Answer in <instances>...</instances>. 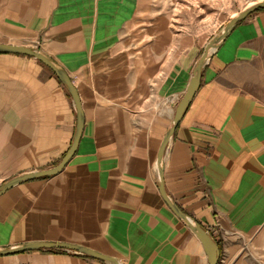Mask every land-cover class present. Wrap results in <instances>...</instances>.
Here are the masks:
<instances>
[{
    "label": "crops",
    "instance_id": "0c3cea01",
    "mask_svg": "<svg viewBox=\"0 0 264 264\" xmlns=\"http://www.w3.org/2000/svg\"><path fill=\"white\" fill-rule=\"evenodd\" d=\"M239 1L223 25L263 0ZM154 4L0 0V43L48 55L67 72L83 112L77 148L59 172L0 194V248L58 241L120 264H208L159 192L157 153L195 62L218 32L198 40ZM75 125L71 96L48 67L0 53V184L58 163ZM162 165L165 193L218 242V264L264 263V7L210 52ZM0 264L112 263L36 249L0 255Z\"/></svg>",
    "mask_w": 264,
    "mask_h": 264
},
{
    "label": "water",
    "instance_id": "95a60500",
    "mask_svg": "<svg viewBox=\"0 0 264 264\" xmlns=\"http://www.w3.org/2000/svg\"><path fill=\"white\" fill-rule=\"evenodd\" d=\"M264 7V0L258 1L253 3L249 7L240 11L237 15L228 19V21L223 25L222 30H220L217 34L211 37L208 42L205 44L204 49L194 64L192 75L189 79L187 87L185 88L184 93L178 100L175 105L174 115L172 119L171 126L165 132L162 141L160 143L158 153H157V168H158V189L163 197L164 201L170 207V209L180 218L182 219L186 225L195 233L201 245L205 251L207 256L208 264H218L219 257H220V248L218 242L214 239V237L210 234L209 230L204 227L201 223L194 221L192 218L187 216L184 211L175 203L173 202L165 193L163 188V154L165 148L167 146L168 140L170 136L173 134L176 125L178 124L183 112L185 111L186 107L190 103L196 89L200 83V75L201 70L204 66L206 59L209 57L210 52L214 48L218 46V44L223 40V38L228 34L230 29L239 21L245 19L249 14L256 11L257 9ZM211 49V50H210ZM0 53H15V54H23L34 57L43 65L48 67L58 78V80L62 83V85L66 88L68 93L71 96V99L74 104L75 113H76V125L74 135L71 141V144L68 150L64 153L61 159L53 165L52 167L39 169L35 171L26 172L17 176H14L0 184V194L4 192L9 187L13 186L16 183H19L23 180H27L34 177L40 176H50L59 172L68 160L74 154L77 144L81 135L82 127H83V112L81 107V102L79 99L78 92L72 83L70 77L68 76L67 72L60 67L57 63H55L48 55L43 53L42 51L35 49L31 46L26 45H17V44H10V43H0ZM36 249H65L69 251H74L77 253L85 254L94 258H98L104 261H109L112 264H120L119 261L109 255H105L99 253L93 249L88 247L68 243V242H58V241H34V242H26L14 247H3L0 248V255H8L14 254L21 251L27 250H36Z\"/></svg>",
    "mask_w": 264,
    "mask_h": 264
},
{
    "label": "rangeland",
    "instance_id": "374dc122",
    "mask_svg": "<svg viewBox=\"0 0 264 264\" xmlns=\"http://www.w3.org/2000/svg\"><path fill=\"white\" fill-rule=\"evenodd\" d=\"M240 3L239 0H155L154 7L170 10L168 16L173 27L176 26L174 29H182L195 34L198 40L207 41L222 30L231 8H238Z\"/></svg>",
    "mask_w": 264,
    "mask_h": 264
},
{
    "label": "trees",
    "instance_id": "16d2710c",
    "mask_svg": "<svg viewBox=\"0 0 264 264\" xmlns=\"http://www.w3.org/2000/svg\"><path fill=\"white\" fill-rule=\"evenodd\" d=\"M262 8V7H261ZM260 9V8H259Z\"/></svg>",
    "mask_w": 264,
    "mask_h": 264
},
{
    "label": "bare ground",
    "instance_id": "6f19581e",
    "mask_svg": "<svg viewBox=\"0 0 264 264\" xmlns=\"http://www.w3.org/2000/svg\"><path fill=\"white\" fill-rule=\"evenodd\" d=\"M211 50V49H210Z\"/></svg>",
    "mask_w": 264,
    "mask_h": 264
}]
</instances>
